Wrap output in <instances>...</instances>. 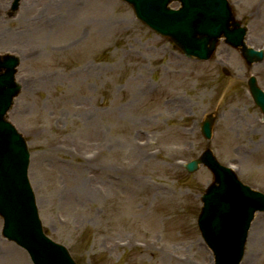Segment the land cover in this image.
<instances>
[{
    "label": "rangeland",
    "instance_id": "rangeland-1",
    "mask_svg": "<svg viewBox=\"0 0 264 264\" xmlns=\"http://www.w3.org/2000/svg\"><path fill=\"white\" fill-rule=\"evenodd\" d=\"M228 1L246 44L264 48V0ZM10 3L0 0V54L20 59L21 90L7 119L27 142L45 234L77 264H213L196 225L212 176L183 166L209 147L264 193V122L246 90L253 75L264 91V61L248 68L222 41L209 61H190L120 0H22L8 18ZM22 257L31 264L0 236V264ZM241 264H264V213Z\"/></svg>",
    "mask_w": 264,
    "mask_h": 264
},
{
    "label": "water",
    "instance_id": "water-1",
    "mask_svg": "<svg viewBox=\"0 0 264 264\" xmlns=\"http://www.w3.org/2000/svg\"><path fill=\"white\" fill-rule=\"evenodd\" d=\"M130 4L135 16L158 34L168 37L187 57L207 60L218 39L234 48L241 47L242 56L250 64L261 61V52L243 44L245 28L233 20L225 0H175L176 11L167 8L172 0H123ZM14 0L11 10H17ZM15 57L0 56V216L2 236L29 254L33 264H74L66 249L46 238L37 216L34 196L27 180L29 153L24 139L5 120L12 100L19 93L14 82ZM249 92L264 116V94L255 79L248 81ZM211 118L201 127L210 138ZM198 164L206 166L214 182L201 197L202 208L197 225L214 264H239L254 213L264 211V195L243 186L230 170L217 164L209 150L200 159L186 165L192 173Z\"/></svg>",
    "mask_w": 264,
    "mask_h": 264
},
{
    "label": "bare ground",
    "instance_id": "bare-ground-1",
    "mask_svg": "<svg viewBox=\"0 0 264 264\" xmlns=\"http://www.w3.org/2000/svg\"><path fill=\"white\" fill-rule=\"evenodd\" d=\"M54 1H57V0H53V2ZM54 19L52 18V19H50V21L49 22H51V21H53ZM35 23L37 24L38 22H40L41 24L42 23H44V22H42V20H41V18L37 15V17L35 18ZM49 26L50 25H48V28H49ZM56 26V25H55ZM40 28H41V26H39ZM51 28V27H50ZM55 28V27H54ZM49 31H51V30H49ZM42 32H43V29H42ZM126 175H128V173H126ZM113 179V178H112ZM114 180V179H113ZM120 181V180H119ZM108 183H110V182H108ZM111 185H113L112 183H110ZM150 224H153L152 222H150ZM148 225H149V223H148ZM142 248H143V253L144 254H147V255H150L152 258H153V261H155V257L156 256H158L159 257V255H160V251H158L157 249H153V244H149V245H143L142 246ZM24 257H22V259H23ZM17 260H13V262H12V264H21V262H17ZM22 264H27V261L25 260V258H24V260H23V262H22Z\"/></svg>",
    "mask_w": 264,
    "mask_h": 264
}]
</instances>
